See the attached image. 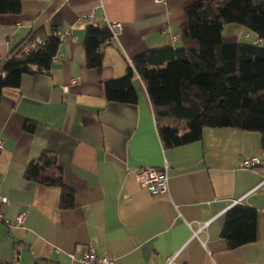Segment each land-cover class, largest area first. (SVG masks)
Instances as JSON below:
<instances>
[{"label": "crops", "instance_id": "1", "mask_svg": "<svg viewBox=\"0 0 264 264\" xmlns=\"http://www.w3.org/2000/svg\"><path fill=\"white\" fill-rule=\"evenodd\" d=\"M20 1L18 13L0 14V65L38 28L60 41L47 71L24 73L18 87L0 94V191L12 221L0 222V264H82L90 245L116 264H264L260 134L206 127L201 140L166 147L134 69L135 103L105 97L104 81L123 75L135 55L180 45L184 9L195 0ZM89 25L112 33L99 70L86 65ZM222 38L258 39L235 23L223 27ZM43 151L55 154L74 191L71 208L60 207V188L24 177ZM250 157L258 163L243 167ZM147 166L167 167L165 193L137 182L135 169ZM235 203L256 210L257 237L228 248L221 231Z\"/></svg>", "mask_w": 264, "mask_h": 264}, {"label": "trees", "instance_id": "2", "mask_svg": "<svg viewBox=\"0 0 264 264\" xmlns=\"http://www.w3.org/2000/svg\"><path fill=\"white\" fill-rule=\"evenodd\" d=\"M20 8V0H0V14H15ZM230 23L253 32L260 42H225L222 30ZM179 34L180 45L139 53L123 75L104 81L106 99L135 103V70L145 84L166 147L201 140L204 128L214 127L257 132L264 150V0H195L184 9ZM111 36L106 27L87 26L88 67L101 69V45ZM59 41L43 28L30 32L0 65V94L4 88L18 87L24 73L47 71ZM24 177L60 188V207L73 206L74 191L63 183L54 153L43 151L28 164ZM221 237L228 248L256 240V210L242 203L232 205L225 212Z\"/></svg>", "mask_w": 264, "mask_h": 264}, {"label": "built area", "instance_id": "3", "mask_svg": "<svg viewBox=\"0 0 264 264\" xmlns=\"http://www.w3.org/2000/svg\"><path fill=\"white\" fill-rule=\"evenodd\" d=\"M158 1V0H156ZM114 26H120L119 23L110 24L109 28ZM108 40L103 43L106 44ZM260 42V39H256L254 43ZM2 149V141L0 140V150ZM255 163H258V159L255 157L245 158L242 161V166L246 168L253 167ZM166 166L163 167H139L135 169V177L140 186L146 188L152 194L165 193L168 185V175L166 172ZM264 184L262 181L258 186ZM8 202L7 197L0 191V222L6 225H11L12 221L6 217L3 213V206ZM25 213H18L14 221L21 223L24 219ZM196 234V232L194 233ZM80 261L82 264H116L115 257L111 254L105 253L99 255L95 249L90 245L81 253Z\"/></svg>", "mask_w": 264, "mask_h": 264}]
</instances>
